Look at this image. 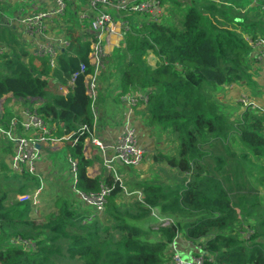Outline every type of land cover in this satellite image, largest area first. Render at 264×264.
Returning a JSON list of instances; mask_svg holds the SVG:
<instances>
[{
	"label": "trees",
	"instance_id": "16d2710c",
	"mask_svg": "<svg viewBox=\"0 0 264 264\" xmlns=\"http://www.w3.org/2000/svg\"><path fill=\"white\" fill-rule=\"evenodd\" d=\"M217 9L191 6L179 25L163 19L137 23L131 13L122 16L131 25L122 44L128 59L121 71V95L146 94L147 123L177 143L176 154L160 151L153 157L173 174V184L139 183L131 191L143 199L137 193L128 196L111 175L103 180L88 174L97 159L84 155L87 135L77 132L82 125L92 129L95 124L84 76L68 95L60 90L80 63L87 64V73L93 71L89 43L82 41L77 23L69 29L70 47L54 69L47 58L27 50L14 30L0 27V45L8 48L0 54V100L11 94L27 103L33 100L31 105L40 102L37 111L56 127L53 136L72 134L65 147L68 157L78 161L76 190L88 195L103 185L111 189L103 212L89 211L95 206L79 197L58 195L52 209L36 218L29 202L7 205L9 189L2 192L0 187V264H169L170 246L181 234L201 247L204 264H264V202L245 165L225 145L236 133L252 156L263 158L264 116L238 104L243 113L233 122L229 103L217 97L219 90L250 81L247 58L253 47L240 29L242 23L232 29L221 25L217 18L225 10ZM231 15L227 20L238 19ZM250 33L255 40L254 31ZM149 52L155 56L153 65L145 58ZM11 117L5 107L4 120ZM219 146L227 149L228 157L217 153ZM19 177L35 182L34 189L40 185L31 174ZM153 209L171 223L152 225ZM250 217L254 221L246 239L242 233ZM18 239L31 245H15Z\"/></svg>",
	"mask_w": 264,
	"mask_h": 264
},
{
	"label": "built area",
	"instance_id": "2783aa9c",
	"mask_svg": "<svg viewBox=\"0 0 264 264\" xmlns=\"http://www.w3.org/2000/svg\"><path fill=\"white\" fill-rule=\"evenodd\" d=\"M4 1V0H0ZM20 7L14 17L15 31L23 42V46L29 50L35 57L47 58L49 65L54 69L58 67L59 56L64 53L71 44L69 29L77 23L82 41L89 43L88 60L93 67L92 73H87L88 66L82 62L79 69L75 71L68 80L63 94L68 95L75 87L79 77L84 76L86 93L92 100V111L96 120L97 102L99 100V77L101 71L105 68L108 51L106 46L111 43L113 34L123 36L130 28V21L127 19L119 21L113 14V10L123 13L122 15L136 14L148 16V21H161L167 7L161 3V0H18ZM11 24V25H13ZM118 32V33H117ZM253 50L259 54L258 57L264 58V36L256 37L255 40L249 39ZM30 45V47H29ZM8 48L0 45V54L6 52ZM10 95V94H9ZM5 96L1 102L4 103L10 98L11 105L9 111L12 117L9 121L4 120L5 107L0 103V134L6 139L8 145L12 147V153L8 161V167L11 173L22 176L26 173L38 177L39 187L32 193H20L16 195L17 202H29L31 205H38V197L44 188L43 179L45 170L49 163L47 155L43 152L46 145L56 146L65 142L69 136L55 137L53 132L56 127L47 123L38 113L39 105H31L21 99H15L11 95ZM122 100L130 108L125 113L126 121L132 118L133 107L139 106L146 108L148 96L146 94L126 93L121 95ZM241 104L246 108L261 113L264 116V102H256L248 95L243 94L240 97ZM27 104V105H23ZM7 107V108H8ZM62 126V125H61ZM80 135L86 134L83 144L84 155L91 156L92 148L96 147L100 153H103V163L106 170L111 174L115 181L121 185L122 179L117 170L116 163L125 167H139L144 159V150L139 145L137 131L133 127H127L117 137L113 146L114 154L111 158L104 155L105 145L103 141L95 134V124L92 129L87 125H82L78 131ZM75 134V133H74ZM78 138L74 139L77 143ZM45 150V149H44ZM69 178L71 187L76 191L79 198L86 204L96 207L98 212H103L106 204V197L111 189L103 185L97 193L83 194L76 190L78 182V161L69 158ZM88 174L94 175L88 168ZM124 187V186H123ZM127 193V191L125 190ZM140 199H143L141 193H137ZM159 226H168L170 219L157 217ZM14 243V241H13ZM19 245L30 246L31 242L18 239ZM201 249L200 246H198ZM169 264H204L205 254L199 252L194 256L185 257L179 250L174 241L169 250Z\"/></svg>",
	"mask_w": 264,
	"mask_h": 264
},
{
	"label": "crops",
	"instance_id": "0c3cea01",
	"mask_svg": "<svg viewBox=\"0 0 264 264\" xmlns=\"http://www.w3.org/2000/svg\"><path fill=\"white\" fill-rule=\"evenodd\" d=\"M18 2H19L18 0L0 1V27H7L15 31V27L12 22H14V17L16 16L17 11L19 9L18 8L19 5H17ZM162 4L167 7V12L162 20L165 22H172L176 25H179L181 21L183 20L184 15L187 13L188 8H190L191 6L212 5L218 8L220 7L227 8L229 10V13L233 15H235V12H238L237 16H235L238 19H235L234 22H232L231 20H226L228 28L232 29L234 26L237 27L236 24L239 23V18L243 17L245 18V21L241 24V27L243 25L244 29L241 27L240 29L243 31V34L245 35L247 39L252 38V34L250 33V31L252 30L254 31V35L256 37L264 36V28L258 29L256 27V22H259L263 17V11H262L264 10L263 0H201V1L177 0L176 4L169 2L168 0L167 1L163 0ZM112 12L118 19V22L120 20L121 21L123 20L122 18L123 15L121 13L115 10H113ZM250 12H252V15L254 17L253 19L254 20L259 19V21H253L251 24H247L246 19H249V18L247 17L246 14H249ZM141 18L143 19V21H148L149 19L148 16H144V15L136 16L135 15L131 17V20L136 22L140 20ZM251 26L253 28H251ZM241 30H239V32ZM122 44H123V36H120L119 34H113L111 37V43L106 46L108 54L109 55L114 54L117 49L122 48L123 46ZM258 54L259 53L256 50L252 49L251 53L249 54L247 58L252 68L250 83L244 81L243 83L232 84V86L226 87L227 91L225 92L231 91L229 96H231L233 99L235 96L238 98L237 100H240V96L242 94H247L248 96H250L253 100H255L258 103V102H261L260 99L264 97L263 95H261L262 91H264V70L258 71L256 69L257 65L259 64L264 65V58L258 57ZM109 67L110 69L108 71H110L111 69H114L115 65L113 64ZM118 69L119 68H115V72H119L118 77L110 76V78H107L109 74L108 71L105 74H101V77H99V80H100L99 100L96 105L97 116L95 120V134L97 137H99L103 141L106 147L104 150V155L107 158H111L114 154L113 146L115 144L117 137L125 130V128L127 127V124L129 125V127H133L137 131V138H138L139 145L143 148L145 152L144 154L145 157L143 160L144 162H142L141 165L136 168V170L140 169V171H142V170H145L144 169L145 166H148V164H150L148 161H151V164L153 163V165H155L153 162V157L156 153L160 151L161 152H171V151H166L165 144L160 139V137H158L159 130L157 131V128L150 126L147 123L146 121L147 116L146 114H144L143 107H139V106L133 107L132 118L128 121L129 123H127L126 117L124 114L128 113L130 108L122 100L121 88H120V77H121L120 72L122 70L119 69L118 71ZM252 84L253 86L251 87ZM23 105L25 106L27 104L23 103ZM160 132L162 136L168 135V133L166 132L165 133L162 131ZM159 141H162V145L160 149H158L160 146ZM167 142L169 141L167 140ZM65 143L66 142H62L56 146L46 145V147H43V152L47 155L48 160H49V163L47 165V170H45V178H46L47 172L50 173L51 170H53V166H54L52 162L53 160L50 158L51 153H54L62 149H64L67 153V148L65 147ZM8 148L10 149V152L8 154L7 160H5L6 162L5 166L7 167H8V161L10 159V155L12 153L11 152L12 147H8ZM102 154L103 153H100V151L96 147H93L91 156L90 157L87 156V158L97 159L94 162L93 166L90 167V171L94 172L93 176H100L101 179L104 180V178L107 175H111V174L104 167ZM156 168L163 170L164 166L163 165L157 166ZM128 169L129 168H122V167L117 166V170L119 172V175L122 178V181L125 180L126 182L129 183L128 179L130 178L131 174L127 173ZM69 171H70V166H69V170L66 172L65 181H68L71 184V180L69 178ZM13 195L14 194L12 193L11 196ZM57 195H62V194H56L55 197H57ZM63 196L65 195L63 194ZM77 197H79L78 194H77ZM175 242L178 245L179 250L185 257L194 256L195 254H199V252H201V249H199L198 245H195L187 241L182 234L179 235L177 239H175Z\"/></svg>",
	"mask_w": 264,
	"mask_h": 264
},
{
	"label": "rangeland",
	"instance_id": "374dc122",
	"mask_svg": "<svg viewBox=\"0 0 264 264\" xmlns=\"http://www.w3.org/2000/svg\"><path fill=\"white\" fill-rule=\"evenodd\" d=\"M197 1H201V0H197ZM17 5H19V7H20V2H18ZM217 10H219V11L225 10V12H223L221 16L219 15L217 19L220 20L221 25L223 23V25H226V27H228L227 23H226L228 16H226V15L229 14V10L227 8H224V7H220ZM262 11H263V17L261 19L262 21L261 20L259 21V19L254 20L252 12H250L249 14H246L247 17L249 18V19H246V23L251 24L253 21H259V22H256V27L258 29H263L264 28V22H263L264 21V10H262ZM237 14H238V12H235V16H237ZM135 15L136 14H132V17ZM136 16H138V15H136ZM209 16L214 18L211 13H209ZM232 16H234V15H231V17ZM141 21H143L142 18L136 22L140 23ZM244 21H245V18H243V17L239 18V23H243ZM236 25H237V27H239L238 23ZM17 33L21 34L22 32L17 31ZM21 36H22V34H21ZM261 37H263V36H261ZM29 47H30V45H29ZM127 54L128 53L125 51V49L121 48V49H117L114 54L108 55L105 68L101 71L100 74H105L110 69L109 66H111L113 64L115 65V68H119L122 70L126 64L127 59H128ZM145 58H146V60H148V62L151 65H153L155 63V56L152 52H149ZM109 61H110V63H109ZM115 68L108 71L109 74H108L107 78H110V76L111 77H113V76L118 77L119 72H115ZM119 69H118V71H119ZM256 69L258 71H262V70H264V65L259 64V65H257ZM247 82L250 83L249 80H247ZM253 84L251 85V87L253 86ZM51 86L53 88V83L51 84ZM63 88H65V86L60 87V90L62 92H63ZM110 89H111V87H110ZM225 91H227V90L226 89H224L223 91L219 90L217 92L218 94L216 93L217 97L221 101L224 100L226 103H229L230 106H229V109L227 110V112H228L229 116H232L230 118L231 121L235 122L237 120H240L243 112H242V110H240L238 108V104L240 105V107L243 110L249 109V108H246L243 104H241V102L239 100H237L238 99L237 97L234 96V99H233L231 96H229L231 91H228V92H225ZM216 94H215V96H216ZM261 95L264 96V91H262ZM8 99L9 98H7V100L4 103L1 102L2 100H0V103H2L3 105H6L8 107L9 105L12 104L11 103L12 100L11 99L8 100ZM260 101L264 102V97H262L260 99ZM36 104L39 105L40 102H37ZM8 109H10V108L8 107L7 110ZM250 110H252V109H250ZM158 130L159 129H157V131ZM168 136L169 135H167V136L163 135L162 136L160 130L158 131V137H160V139L165 144L166 151H171L169 153L176 154L177 153V143L173 142L172 140L170 141ZM167 140L170 143L167 142ZM162 141H159L160 146L158 149H160V147L162 145ZM225 145L228 146L227 148L229 150H231V152L236 153L235 158H238L240 160V163H242V165H245V167L247 168L246 172H248V174L250 175V176L248 175L250 181H252L254 186L257 188L258 195L261 198V200L264 202V157L263 158H255L254 156H252L249 153V151L246 150L242 146V144L239 142L236 133H233V136H232L231 140L229 141V144L227 143ZM7 146L11 147V146L7 145L6 139L3 137L2 134H0V187L3 189L2 192L9 189L10 194L8 196L7 205H11L12 203L17 202L16 195L20 194L19 192H17V188H19V186L24 185V184L25 185L29 184L26 189L22 190V192L23 193H32L35 191L33 186L36 185V183L35 182L32 183L31 180H26L24 177H19L18 175H17L18 177L16 178L15 174L11 173L9 167L5 166V163H6L5 160H7V157L9 154V148ZM217 149H218L217 153L222 154L225 157H228V152H227V149L225 147L219 146ZM243 154H247V156H248L247 160L242 159ZM144 157H145V155H144ZM50 158L53 160L52 161L53 165H54L53 170H51L50 173L47 172L46 178L43 179L44 188H42V192L40 193V195L38 197V205H31L33 208V210H32L33 217H36V218L43 215V213L49 212L52 209L53 201L55 199L56 194H62V195L64 194L65 197L72 198V199L78 198L76 192L73 191V189H71V184L68 181H65L66 180V172L69 170V162H68L69 157H68L66 151L64 149H62V150H58L54 153H51ZM142 162H144V161H142ZM148 162L150 164H148V166H145L144 167L145 170H142V171H140V169L136 170L137 167H125V166H122V165H119L118 163H116V165H118L119 167L131 169V170H129V169L127 170V173L131 174L130 178L128 179L129 183L126 182L125 180L122 181V184H123L125 190L128 192V194H127L128 196H130L132 194L140 193V192L131 191V190L139 189V186H138L139 183H159V184L161 183L165 187L173 184L172 180H174V178H173V174H171V172L164 171V168H163V170L156 168L157 166H162V164L154 163L155 165H153V163L151 164V161H148ZM164 167H165V169H168L166 166H164ZM179 178L181 179V177H179ZM39 186H41V185H39ZM12 193L14 194L13 196H11ZM84 206L86 207V205H84ZM86 208H88V207H86ZM88 210L93 211V213H94V211H97V209L95 210L94 208H88ZM152 213L155 214V215L151 216L149 219V222L155 221L154 223H152V225L158 226L157 221H156V217L163 218V219H169L168 217H166L165 214H161L156 209H153ZM253 221H254L253 217H250L246 221V223H245L246 230L242 233L243 238H246V239L249 238L250 233H251L249 231L251 230V225L253 224ZM16 241L17 240L14 241V244L19 245L18 243H16ZM63 264H68V263H63ZM69 264H83V263L77 262V260H70Z\"/></svg>",
	"mask_w": 264,
	"mask_h": 264
},
{
	"label": "water",
	"instance_id": "95a60500",
	"mask_svg": "<svg viewBox=\"0 0 264 264\" xmlns=\"http://www.w3.org/2000/svg\"><path fill=\"white\" fill-rule=\"evenodd\" d=\"M4 99H5V97L2 100H4Z\"/></svg>",
	"mask_w": 264,
	"mask_h": 264
}]
</instances>
